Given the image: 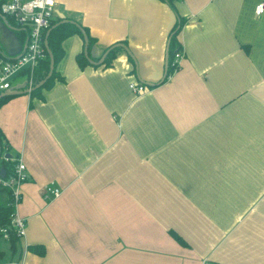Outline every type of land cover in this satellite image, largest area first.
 Returning a JSON list of instances; mask_svg holds the SVG:
<instances>
[{
    "label": "crops",
    "instance_id": "obj_1",
    "mask_svg": "<svg viewBox=\"0 0 264 264\" xmlns=\"http://www.w3.org/2000/svg\"><path fill=\"white\" fill-rule=\"evenodd\" d=\"M55 2L97 38L95 56L121 41L131 55L82 69L73 35L63 81L0 105L3 142L28 174L26 237L0 241V264H264V0H175L184 58L164 82L169 4ZM0 45L25 46L2 19Z\"/></svg>",
    "mask_w": 264,
    "mask_h": 264
},
{
    "label": "built area",
    "instance_id": "obj_2",
    "mask_svg": "<svg viewBox=\"0 0 264 264\" xmlns=\"http://www.w3.org/2000/svg\"><path fill=\"white\" fill-rule=\"evenodd\" d=\"M1 12L4 16L13 19L16 25L28 29V37L25 47L14 55L3 56L0 54V96L12 89L13 83L19 77H25V89L31 90L35 83L36 70L41 63L47 60L45 39L47 32L52 28L57 19L55 0H0ZM264 12V3L257 5L255 14L260 16ZM184 55L176 54L175 64L179 68ZM131 91L142 94L147 87L139 83L130 84ZM12 163L5 177L0 173V191L8 194L6 207L12 210L9 224L0 226V241H17L24 239L27 233V222L19 214V208L23 201L22 187L28 179L27 167L20 157L8 156L7 152L1 153L2 162ZM47 196L59 197L61 191L55 187H48ZM3 264H25L22 258Z\"/></svg>",
    "mask_w": 264,
    "mask_h": 264
},
{
    "label": "trees",
    "instance_id": "obj_3",
    "mask_svg": "<svg viewBox=\"0 0 264 264\" xmlns=\"http://www.w3.org/2000/svg\"><path fill=\"white\" fill-rule=\"evenodd\" d=\"M161 1L169 4L177 16L176 23H175V25H174L171 33H170L168 45H167L166 75H165L164 80L162 81V82H164L177 69V64H175V59H176V54L180 50L179 49V42L177 40V36H178V34H179V32H180L181 28L183 27L186 20L184 18H182L177 13V10H176L175 5H174L175 0H161ZM1 16L5 17L7 24L10 27L15 29V32L17 34L18 39L24 45L26 40H27V37H28V33H29L28 29L22 28V27L16 25V23L14 22L13 19H10V18L4 16L1 12V1H0V19H2ZM59 21H60V18L57 16V19L54 21L53 25H55ZM81 29L85 30V32L88 36V47H87L88 56H86V54H85V42H84L83 50L81 51V53H79L76 56V61H77L80 68L84 69L85 67L90 66V65H97L96 63L101 59L103 54L108 49H110V47L113 46L112 45V46L105 48L103 50L102 55L95 56L93 54V50L96 47L98 40L96 37H94L90 34V31L87 27L83 26L81 23H79L73 19H69L68 22L58 25L57 27H55L54 29L51 30V32L48 36V46H49V49L51 50L53 57H54V60H55V70H54L51 78L43 85V87L34 89L32 91V93L40 91L41 89H44V88H51L56 80H61V81L64 80L63 77H61L57 71V65L63 59V57L65 55V50H64L63 44L68 38H70L73 35H79L84 40V36H83ZM120 43L127 45V43L125 41H121ZM121 51L126 52V50L122 47H117V48L112 49L109 52V54L106 56L104 62L101 64V66L104 65L106 67H110L112 65L113 61L119 56ZM0 54L5 56V57L8 56L6 53L4 54L3 48L1 47V45H0ZM47 55H48V53H47ZM128 58H129V60H131L130 56H128ZM49 70H50V58L48 55L47 60L44 61L43 63H41L40 67L36 70V73H35L36 82L41 81L48 74ZM10 97L11 96H6V97L1 98L0 99V105L2 103L6 102ZM0 145H1L2 153L7 152L9 154V152L7 150V144H4V142H3V132L1 130V128H0ZM10 165H13V164L11 162L8 163V162H4V161L1 163V166H4L5 169H7V170L10 167ZM0 193H1V191H0ZM11 212H12V210L10 208L2 206L0 204V226L9 224ZM170 234L181 245H186V243L182 239V237L180 235H178L175 231H170ZM11 242H12V247L15 248L17 239L15 237H13ZM0 255H1V252H0Z\"/></svg>",
    "mask_w": 264,
    "mask_h": 264
},
{
    "label": "water",
    "instance_id": "obj_4",
    "mask_svg": "<svg viewBox=\"0 0 264 264\" xmlns=\"http://www.w3.org/2000/svg\"><path fill=\"white\" fill-rule=\"evenodd\" d=\"M57 15H58V17L60 18V21H59L58 23H56L55 25L52 26V28L47 32V34H46V39H45V47H46V49H47V53H48L49 58H50V70H49L48 74H47V75H46L41 81L36 82L35 85H34V87H33L31 90H26V89H25V86H24V87H20L21 89H24V90H19V88H18L17 90H14V91H7V92L3 93V95L0 96V99L3 98V97H6V96L20 95V94H23V93H25V94H26V93H27V94H28V93H32V91H33L34 89H37V88H41V87H43V85H44V84H45V83L51 78V76H52V74H53V72H54V70H55V60H54L53 54H52V52H51V50L49 49V46H48V36H49V34H50V32H51L52 29H54L55 27H57L58 25H60V24H62V23H66V22L69 21V19H67V18L65 17V15H63L62 13L57 12ZM1 17H2V21L7 25V27H9L13 32H15V29L12 28V27H10V26L7 24V22H6V20H5V17H3V16H1ZM81 31H82L83 36H84V42H85V54H86V56H88V53H87V47H88V36H87L85 30L81 29ZM24 47H25V46H23V48H24ZM117 47H122V48H124V49L128 52V54L131 55V51H130V49H129V47H128L127 45H125V44H123V43H116V44H114L112 47H110V49H108V50L103 54V56L101 57V59H100L96 64L101 65V64L104 62L106 56L109 54V52H110L112 49L117 48ZM23 48H22V49H23ZM19 52H21V50H20ZM19 52L15 53V54H18ZM9 55H10V54H9ZM13 55H14V54H13ZM130 55H129V56H130ZM130 57H132V56H130ZM132 58H133V57H132ZM165 61H166V63H165V75H166L167 55H166V60H165ZM165 75H164V78H165ZM164 78L162 79V81L164 80ZM162 81H161V82H162ZM1 153H2V149H1V145H0V156H1ZM8 156L10 157L11 155L8 154ZM0 173H1V176H2V177H5L6 169H5L4 166H0Z\"/></svg>",
    "mask_w": 264,
    "mask_h": 264
},
{
    "label": "rangeland",
    "instance_id": "obj_5",
    "mask_svg": "<svg viewBox=\"0 0 264 264\" xmlns=\"http://www.w3.org/2000/svg\"><path fill=\"white\" fill-rule=\"evenodd\" d=\"M4 196L2 195V198H3Z\"/></svg>",
    "mask_w": 264,
    "mask_h": 264
}]
</instances>
